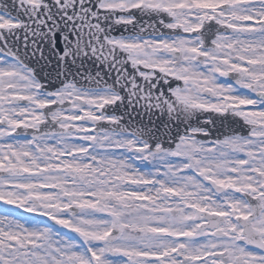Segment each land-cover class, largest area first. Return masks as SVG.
<instances>
[{"label":"snow or ice","instance_id":"snow-or-ice-1","mask_svg":"<svg viewBox=\"0 0 264 264\" xmlns=\"http://www.w3.org/2000/svg\"><path fill=\"white\" fill-rule=\"evenodd\" d=\"M0 264H264V0H0Z\"/></svg>","mask_w":264,"mask_h":264},{"label":"flooded vegetation","instance_id":"flooded-vegetation-1","mask_svg":"<svg viewBox=\"0 0 264 264\" xmlns=\"http://www.w3.org/2000/svg\"><path fill=\"white\" fill-rule=\"evenodd\" d=\"M21 215L23 216V215H26V214H23V213H22V210H21Z\"/></svg>","mask_w":264,"mask_h":264}]
</instances>
